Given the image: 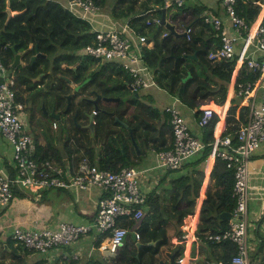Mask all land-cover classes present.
<instances>
[{
  "label": "trees",
  "instance_id": "1",
  "mask_svg": "<svg viewBox=\"0 0 264 264\" xmlns=\"http://www.w3.org/2000/svg\"><path fill=\"white\" fill-rule=\"evenodd\" d=\"M93 1L101 8H110L113 17L127 19L134 31L146 35L148 42H153L152 46H135L141 50L145 64L153 70L156 84L178 98L183 108L187 106L193 109L197 122L203 114L204 110L199 106L204 101L214 100L219 105L225 103L238 54L233 59L219 61L208 58L209 53L221 45V40L214 26L205 23L201 17L205 7H194L190 12L192 18L188 20L184 19L189 8L187 4L175 10H167L165 18L180 20L181 26H191L192 37L188 40L184 36L171 34L168 28L154 22L152 17L161 18L163 15L162 0ZM110 1L113 2L110 4ZM263 2L264 0H237L236 9L251 24L261 12ZM17 12L20 14L14 15ZM165 32L168 34L164 35ZM94 36L95 31L87 18L77 15L56 0H0V57L8 69L15 71L19 86L18 98L25 103H36L41 94L38 86L44 85L46 107L49 102H55L61 116L69 118V125L57 121L58 132L53 136L50 130L56 119H52L48 127H44L32 114V121L45 140L44 144L40 143L38 132L34 129V133L32 130L37 156L55 158L64 166L77 164L81 158L88 157L92 164L100 168L118 171L136 165L152 148H171L174 136L169 113L142 100L145 97L152 103L150 93L142 94L143 96L139 93L136 96L129 88L133 78L120 64L114 60H99L86 53V46ZM13 44H16V51L22 53V62L16 67L12 66L15 58V52L11 48ZM36 47L46 56L32 60L37 53ZM189 72L192 76L183 81ZM259 73L248 67L245 61L241 64L221 138L230 136L236 142L237 131L246 122L249 113L247 106H240L243 98L239 94L240 83L254 82ZM40 75V79L34 81ZM87 78L90 80L81 91H75V86L82 84ZM193 83L196 86L190 90ZM92 86L103 97L121 98L119 101L100 100V109L94 114L93 130L84 126L90 120L81 121L82 115L78 113L76 102L77 96ZM70 94L72 97L69 102L67 95ZM83 106L89 111L87 115L93 114L95 107L91 101L85 100ZM130 108L135 110H129ZM141 114L150 119L149 135L142 146L137 141L140 127L132 124V120L140 118ZM163 118L166 121L157 135L156 125ZM219 121L220 115L215 112L206 125L199 127L205 147L188 160L190 170L186 173L180 172V169L169 170L174 176L168 183H165L166 177L162 178L161 186H158L160 191L155 188L151 192L140 228L145 226L143 232L153 231V240H150L152 243L148 242V246L140 250L142 246L138 248L134 238L129 240L127 236L114 256L100 253L88 258L84 264H163L170 260V255L175 251L177 258L181 257L184 247L172 243L171 235L178 232L180 239L182 238L181 227L185 218L196 208L195 194L200 195L206 177L205 168L209 164ZM130 127L133 128L140 154L131 140ZM63 134L65 140L59 146L58 141L63 138ZM123 144L125 155L120 150ZM233 187L232 169L224 159L216 156L206 189L207 198L200 214V224L196 230L197 239L206 243V259L209 261L227 260L236 250L235 244L229 240L212 241L206 238L207 231L217 233L229 227V220L221 218L220 214L224 209L231 212L236 207ZM20 193L17 191L15 195ZM206 210L208 213L203 216ZM135 225L136 221H129L130 227ZM157 239L158 244L155 245ZM101 241L99 238L95 243L99 245ZM169 246L174 247L167 249ZM213 249L218 253L217 256L213 254ZM29 251L31 250L28 249ZM17 260L22 261V258ZM0 264L5 263L1 260Z\"/></svg>",
  "mask_w": 264,
  "mask_h": 264
},
{
  "label": "built area",
  "instance_id": "2",
  "mask_svg": "<svg viewBox=\"0 0 264 264\" xmlns=\"http://www.w3.org/2000/svg\"><path fill=\"white\" fill-rule=\"evenodd\" d=\"M185 1L162 0V7L165 10L176 9L183 6ZM236 3L237 0H222L224 16H203V21L214 26L221 40V45L212 50L208 58L219 61L233 59L238 54L228 97L234 94L237 71L244 61L248 67L260 72L254 82L240 83L239 94L243 97L240 105L247 106L249 113L248 119L237 131L236 142L230 136L221 138L219 135L212 145L209 162L219 156L232 169L236 207L231 212L223 210V213L231 214L229 227L222 232L209 233L206 238L212 241L229 240L235 244L236 250L229 259L213 260L209 264H252L248 220L252 188L250 168L254 152L264 142V8L249 24L238 14ZM261 4L263 6L264 2ZM68 8L74 11L80 8L84 14L101 9L93 0H70ZM153 20L160 24L161 18ZM184 31L185 37L191 40V26H186ZM135 37L140 44L147 42V36L138 34L129 23L121 29H97L91 43L86 46V53L99 60L116 61L132 76L137 89L157 87L153 70L145 64L141 50L133 43ZM18 93L15 71L8 69L0 57V132L12 145L15 167L11 176L0 173V210L10 205L17 191L30 190L33 199L40 201L45 190L64 188L76 191L96 187L100 190V197L95 217L88 223L63 221L53 228L34 221L28 227L15 225L11 238L30 250L48 253L55 248L68 247L87 234L96 232L104 237L99 243L100 250L117 252L130 232L129 221L141 222L144 217L150 191L142 187V182L151 168L131 165L111 171L92 164L88 157L66 166L55 158L38 157L34 136L28 130L26 103L18 98ZM164 110L170 115L173 145L166 150L155 149L152 154L157 160L156 167L165 171L179 170L205 147V143L192 130L178 98L175 97ZM203 110L198 127L206 125L215 113L212 108ZM96 112L93 111L94 114ZM57 125V121H54L53 126L56 128ZM134 234L137 239L141 238L139 229ZM67 255L65 253L64 257ZM178 261L179 264H187L186 257H179Z\"/></svg>",
  "mask_w": 264,
  "mask_h": 264
},
{
  "label": "crops",
  "instance_id": "3",
  "mask_svg": "<svg viewBox=\"0 0 264 264\" xmlns=\"http://www.w3.org/2000/svg\"><path fill=\"white\" fill-rule=\"evenodd\" d=\"M56 1L60 2L65 7H68V3L70 0ZM185 4H187L189 7L186 12V17L184 18L185 20L192 18L190 12L193 11L194 7L196 8L197 5L205 7V10L201 14L202 19L206 14H216L224 16L222 0H186ZM263 8L264 5L262 6V9ZM72 11L77 15L87 18L91 22L94 31L97 29H121L125 24L128 23L127 19H119L113 17L110 8L108 7L101 8L97 12H89L87 14H84V12L80 8H76L75 11ZM167 12L168 11L166 10V13ZM152 18L154 19L156 17ZM166 21L173 24L179 33L185 32L184 30L187 25L181 26L182 23H180V20L171 21L169 17H166ZM133 43L135 45L137 44V47L143 45H153V42H148V40L145 44H140L137 37L133 39ZM130 84H133V82ZM138 90L139 93H141V91L150 93L153 98V106L157 107L160 111H164L166 105L173 102V99L175 98L159 86L149 88L148 90ZM233 96L234 94H231L229 97L227 95L225 103L223 105L217 104L214 100H207L204 101L205 103H202L199 106L200 109L212 108L216 113L220 115V121L217 126L216 136L221 135L227 110ZM183 109L186 112L187 120L192 130L200 135V128L197 125V117L194 114V110L188 108L187 106H185ZM26 112H28L27 118L29 121V125H36V123L32 121V112L29 113L27 107ZM35 119L38 120L37 118ZM39 142L43 144L45 143L41 140ZM153 150L155 149L152 148L151 150H149L147 154L143 156L142 160L136 164L151 168L147 178H143L142 182V187L150 191V197L151 192L155 188L157 191H160V188L158 187L161 186L160 179L166 177L165 183H168L167 181H169V179L174 176V173H170L169 170L165 171L164 169L156 167L157 160L155 159L154 154H152ZM189 162L190 161H187L183 165V167L180 169V172L186 173L190 170L188 166ZM213 162V160L211 163L209 162V164H207L205 168L206 177L200 195L195 194V198L197 200L196 208L193 213L189 214L186 217L187 221L181 227L183 231L182 238L180 239L178 232L171 235L170 241L172 243H174L175 245L181 244V246L184 247V253H182L181 257H186L187 264H209L211 261L217 260L212 259L209 261L206 259L208 251L206 243L197 239L196 236V230L200 224V214L203 208L204 201L207 198L206 189L210 180V172L213 166ZM14 172L15 167L13 162L12 145L8 140L4 138V136L0 132V173L6 176H11ZM250 183L252 185L249 199L248 219L251 245L250 259L252 264H264V142L252 156L250 168ZM21 193L15 195L9 206L0 210V261H4L5 264H84V262L91 256H98L100 253L103 254V251L99 249V245L95 242L99 238L103 241L104 237L102 234L96 232L87 234L68 247L55 248L53 250H50L48 253H40L34 250L28 252V248L26 249V247H24L22 244L17 243L11 238V233L15 225L28 227L31 226L34 221H38L53 228H57L59 226V223L63 221H70L78 224L90 222L95 217L97 210V202L100 197V190L98 188L90 187L87 190L76 191H70L64 188L45 190L40 201L33 200L32 192L30 193L29 191H26ZM30 200H33L34 203H40L44 201V204H47V211H45V209L36 210V208L32 207L33 202H31ZM206 213H208L207 210L204 212L203 216H205ZM204 219L205 217H203V220ZM142 220L141 222H136V225L134 227H130V232L127 234L129 240L130 238H134L136 242H140L143 244L141 248L138 247L140 248V250L143 249L144 246H148V242H150V240H153V235L150 238L151 234H153V231L143 232L145 226L140 228V226L142 225ZM201 223L203 225V222ZM136 229H139L141 233L140 239H137L134 234V231ZM207 232V234L211 233L209 231ZM144 237H148L147 241L143 240ZM65 253H68L66 257H64ZM213 254H215L216 256L218 255L215 249H213ZM20 258H22V261L17 260ZM14 260H16L17 262H14ZM170 260L168 262H170ZM168 262H163V264Z\"/></svg>",
  "mask_w": 264,
  "mask_h": 264
},
{
  "label": "water",
  "instance_id": "4",
  "mask_svg": "<svg viewBox=\"0 0 264 264\" xmlns=\"http://www.w3.org/2000/svg\"><path fill=\"white\" fill-rule=\"evenodd\" d=\"M165 13H166V10L163 9V15L161 17V20H160V24H162L163 26H165L166 28L169 29L170 33L171 34H176V35H181V36H186V33H179L175 26L173 24H171L170 22L166 21V18H165ZM20 13H14V15H19ZM12 50L15 52V58H14V62L12 64L13 67H16L18 64L21 63V57H22V53L20 52H17L16 51V44H13L11 46ZM37 49V53L32 57V60H35L37 57L39 56H46L45 54H42L41 52L38 51V48L36 47ZM193 57H196V55H193ZM42 75V74H41ZM40 76H38L37 78L34 79V81H37L40 79ZM192 76L191 72L188 73V75L183 79V81H186L187 79H189L190 77ZM90 78H87L86 80H84V82L80 85H77L75 86V90H79L80 87L84 86L87 82H89ZM129 87L130 89L133 91V93L136 95V96H139V92L137 90V88L134 87L133 84H129ZM71 97L72 95H67V99L69 100V102L71 101ZM84 100H88V101H91L95 107V110H99L100 107H99V102L100 100L102 99H105L107 101H119L121 98L120 97H103L97 90L95 89H92L91 90V95L90 96H84L83 98ZM54 119L56 120H59L60 119V115L59 114H55V111L53 110L52 114H51ZM139 115V114H138ZM89 118H90V122L88 123V127H90L92 130H93V118H94V114H89ZM166 119L163 118L161 119L160 123L158 125H156V128L158 129V134H160V129L162 128L163 124L165 123ZM126 126H128V124L126 123ZM130 136H131V140L134 144V146L136 147L137 151H138V154H140V150H139V145H138V142L136 141L135 137H134V134H133V128L130 127ZM120 150L124 153L125 155V145L123 144L122 147L120 148ZM220 217L221 218H224V219H227L229 220L231 218V214L228 213H221L220 214ZM138 247H141L143 244L140 243V242H136ZM152 243V242H150ZM154 244H156V242H154ZM104 255H108V256H114L116 254V252H113L111 251L110 249H105L103 250L102 252ZM177 251L173 254H171V260L170 262L168 263H165V264H179V261L177 260Z\"/></svg>",
  "mask_w": 264,
  "mask_h": 264
},
{
  "label": "rangeland",
  "instance_id": "5",
  "mask_svg": "<svg viewBox=\"0 0 264 264\" xmlns=\"http://www.w3.org/2000/svg\"><path fill=\"white\" fill-rule=\"evenodd\" d=\"M113 1H110L109 3L111 4ZM73 86V85H72ZM194 86H196V83H193L191 86H190V90H193L194 89ZM74 87V86H73ZM93 88V86L89 89V90H91ZM39 89V88H38ZM39 90H41L42 91V88L41 89H39ZM40 91V92H41ZM142 94H147L146 92H144V91H141V95ZM143 96V95H142ZM38 99H40L41 97H40V95L37 97ZM142 99H143V101H145V103H149V104H151L152 106H153V104L150 102V101H146V100H148V99H146L145 97H142ZM77 101H79V97H77L76 98V102ZM32 104V105H31ZM28 103V102H26V106H27V109H28V111H29V113H31L32 112V114H34L33 116H34V118H40V114L42 115V114H45V111H44V107L40 104V102L38 101V102H36V103ZM32 106V108H31V106ZM47 107H49V108H51L52 107V104H51V102H49L48 103V105H47ZM33 109V110H32ZM129 110H135V108H130ZM132 114L133 113H131V116H132ZM26 115H27V117H28V112H26ZM31 118V117H30ZM67 116H64V117H62L61 118V120H60V122L61 123H64V122H66L65 124L66 125H69V120H67ZM149 123H150V119L146 116V115H144V114H141V116H140V118H135L134 120H132V124H136V125H138L139 127H140V132H139V136H138V142H139V145H143V143H144V141H145V139H146V137L149 135V131H150V129L148 128V126H149ZM158 125V124H157ZM34 129L38 132V134H39V141L41 140V141H44L45 142V140L43 139V136L40 134V131H39V129H38V127L35 125V124H32V126L31 125H29L28 124V130L29 131H34ZM51 131V133L53 134V136L58 132V127H54L53 126V124H52V129L50 130ZM34 133H35V131H34ZM62 139L60 140V141H58V144H59V146L60 145H62V142L65 140L64 139V134L62 135ZM132 144V143H131ZM145 144V143H144ZM161 180V179H160ZM29 192H30V190H29ZM31 193V192H30ZM30 197V196H29ZM32 198H33V196H32ZM34 200V199H33ZM33 200H30L31 202H33L32 203V207L33 208H36V210H42V209H45V211H47V204H44V201H45V199H44V201L43 202H40V203H34V201ZM186 220H185V223H186V221H187V218H185ZM159 234V233H158ZM158 234H155V236H158ZM152 235H154V234H151V236H150V238L152 237ZM147 239H148V237H144L143 238V240L144 241H147ZM171 240V239H170ZM158 244V242H156V244L155 245H157ZM173 247L174 246H169L168 248L167 247H165V248H167V249H173ZM35 257V256H34Z\"/></svg>",
  "mask_w": 264,
  "mask_h": 264
},
{
  "label": "flooded vegetation",
  "instance_id": "6",
  "mask_svg": "<svg viewBox=\"0 0 264 264\" xmlns=\"http://www.w3.org/2000/svg\"><path fill=\"white\" fill-rule=\"evenodd\" d=\"M39 89L42 88V91H41V94H40V99L37 100V102L39 101L40 104L44 107V111H45V114H40V118H37L39 120V123L41 125H43L44 127H48L49 123L51 122L52 119H54V117L51 115L53 110L55 111V114H59L61 116V114L58 112L57 108H56V103L53 102L52 104V107L49 108V107H46V103H45V96H44V93H45V90H44V85H39L38 86ZM83 87V86H82ZM79 88V90H75L77 92H80L81 91V88ZM91 95V91L89 89H87L85 92L79 94L77 97H79V101H77V107H78V113H80L82 115V119L81 121H87L90 120L89 118V115H87V113L89 112L87 110V108L85 106H83V103L85 102V100L83 99L84 96H90ZM28 103H32L31 101H28ZM32 105V104H31ZM30 105V106H31ZM85 107V108H84ZM32 108V106H31ZM114 116V115H113ZM62 117V116H61ZM61 117L60 119L58 120L60 122L61 120ZM118 118V117H116ZM67 120H69V118H67ZM76 120V119H75ZM61 123V122H60ZM62 124V123H61ZM78 125H81V124H78ZM84 126H87L88 127V123L84 124ZM58 127V126H57Z\"/></svg>",
  "mask_w": 264,
  "mask_h": 264
},
{
  "label": "clouds",
  "instance_id": "7",
  "mask_svg": "<svg viewBox=\"0 0 264 264\" xmlns=\"http://www.w3.org/2000/svg\"><path fill=\"white\" fill-rule=\"evenodd\" d=\"M138 90V89H137ZM228 90H229V88H228ZM139 91V90H138ZM27 107V106H26ZM94 114V113H93ZM94 119V118H93ZM54 121H58V120H54ZM58 124H59V122H57ZM58 126V125H57ZM131 166V165H130ZM135 166V165H134Z\"/></svg>",
  "mask_w": 264,
  "mask_h": 264
}]
</instances>
